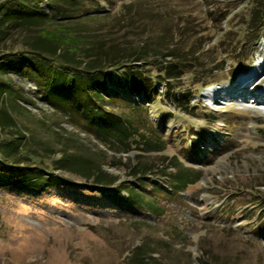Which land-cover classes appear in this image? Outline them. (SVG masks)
<instances>
[{
	"label": "rangeland",
	"instance_id": "1",
	"mask_svg": "<svg viewBox=\"0 0 264 264\" xmlns=\"http://www.w3.org/2000/svg\"><path fill=\"white\" fill-rule=\"evenodd\" d=\"M250 1L22 0L20 11L21 1L0 0L7 14L30 15L32 3L47 14L29 22L12 16L15 22L0 33V144L12 146L13 138L24 135L23 150L28 144L38 151L19 158L20 165L37 167L19 179L26 181L0 184V264H134L135 249L143 245L152 255L147 264H264V232L257 230L263 218L255 216L264 202V94L240 96L264 83V31L254 47ZM58 10L62 16L50 17ZM57 25L72 36L59 50L66 62H131L146 50V61L158 60L157 67L147 64V69L172 83L162 99L145 106L166 143L162 153L176 154L203 174L178 191L168 184L160 190L153 183L159 178L151 175L144 190L162 206L160 214L121 207L108 199L106 189L86 188L83 178L51 165L45 147L58 155L68 151L93 157L126 178L123 167L107 164L119 155L60 109L73 101V94L56 90L59 78L40 80L33 66L52 55L50 40L39 38L44 33L38 29ZM261 62L262 82L234 87L241 81L238 76ZM163 66H173L176 75L186 72L168 78L158 69ZM207 83L210 89H224L207 99L200 92ZM158 86L165 91L161 82ZM50 92H59L62 100L56 102ZM185 93L189 103L182 98ZM69 109L76 114L74 107ZM116 110L127 111L123 106ZM190 141L202 154L187 149ZM152 158L156 154L146 160ZM7 161L15 164L13 156ZM7 170L0 181L10 180L12 170L20 172ZM49 173L71 184L40 179Z\"/></svg>",
	"mask_w": 264,
	"mask_h": 264
},
{
	"label": "trees",
	"instance_id": "2",
	"mask_svg": "<svg viewBox=\"0 0 264 264\" xmlns=\"http://www.w3.org/2000/svg\"><path fill=\"white\" fill-rule=\"evenodd\" d=\"M19 1L21 2L18 10L22 11L25 6L22 0ZM249 4L252 7L249 23L252 25L251 28L255 29L252 45L255 47L259 41V37L262 35L261 33L264 31V0H251ZM6 7L3 6V3L0 4V33L2 35L4 34L2 32H5L3 27L15 22L12 20V16L14 18H25L24 22L47 17L44 9L38 7L36 3L31 4L30 8L33 9V12L30 15H23L18 10L13 12L15 14H11L12 12H8L7 14ZM60 16L62 14L59 15L58 10V12H54L50 17L58 18ZM54 30H58L59 32H53ZM38 32L44 33V36H40L39 38L44 40L49 39L52 44L48 51L52 55L46 54L45 61L37 62V64L33 65L35 70H38L42 76L40 80H46L48 77L52 80L56 78L60 79V83H56L59 84L56 90H59V92L66 90L73 94V101L59 105L60 109L71 113L79 127L83 126L86 132L103 143L115 156L119 155L117 159H112L107 164L109 166L123 167L126 170V178L120 179L118 174L108 171L104 163L93 157L68 151H61L60 155H58L57 153L55 154L54 149L45 147L44 151L47 157L51 159L53 168L70 172L83 178L86 181L83 186L86 188L106 189L107 192L104 193L108 199L117 201L121 207L133 211L144 209L156 214H160L162 206L155 205V199L146 197L144 190L145 184L151 175L159 178L158 181H153V183L159 186L157 188L160 190L163 189L165 184H168L174 191L183 190L186 186L200 180L203 174L201 168L184 165L176 154L169 155L162 153L165 150L166 143L159 132L161 130H158L154 125L145 106L146 102H152L157 97L162 99L164 94L169 93L172 84L168 83V80H165L162 74H153L147 69V64H153L157 67L158 60L146 61L147 51L140 50L131 62L114 60L112 63L106 65L101 64L99 60L66 62L60 57L63 54H60L59 50H61L60 46L70 44L72 36L68 34L66 36L65 28L62 25L42 27L38 29ZM70 48L73 51L78 50L76 46ZM167 55H171V53L163 54L162 56L165 57ZM17 58H19L18 60L21 63L28 64L27 59V61H24L20 57ZM180 64L183 65L184 62ZM166 68V66L158 67L159 71L166 73L168 78L180 76L186 72V70H181L176 75L173 66H170L168 70ZM159 82L162 83V86L164 85L165 91H162V88L158 86ZM59 92H50L56 102H60L63 98ZM189 95V93L182 95V98L187 99V103H189ZM176 98L180 100L179 93ZM56 104L58 105V103ZM117 106H123L127 111L124 113L119 112L116 110ZM69 107H74L76 114ZM162 118H164L163 114L161 115ZM2 119L6 121L11 120L8 116ZM161 119L159 118V122H163ZM190 130L193 131L194 129ZM23 136L13 138L11 142L14 145L12 146L9 144L5 145L3 142L0 144L3 156L2 160H0V175L8 171V168L15 169L17 167L20 171L19 173H13L12 170L8 175L10 180H1V185L26 181L27 179H19L37 170V167L20 165L19 158L21 155H38V151L31 148L28 144L25 145L23 150V145L20 144V139ZM35 142L37 144L40 143L37 140ZM192 142L190 141L187 149L193 151L196 155L202 154L201 150L197 147L198 144L195 145ZM21 151L22 154H20ZM131 152H134V154ZM123 154H126V160L124 161L122 160ZM153 154H156L157 159L146 160L147 157H151ZM12 156L15 161L13 163L15 164L8 165L7 158ZM44 176L40 175L39 177L42 180L44 179L45 182L71 184V181L63 179L58 173H49ZM30 179L32 180V178ZM122 191H125V195L122 194ZM263 201L264 198H261V203ZM259 207L260 210L255 216L263 219L260 225L257 226V230L264 232V202ZM151 257L152 255L146 245L136 247L133 263L147 264L146 262Z\"/></svg>",
	"mask_w": 264,
	"mask_h": 264
},
{
	"label": "bare ground",
	"instance_id": "3",
	"mask_svg": "<svg viewBox=\"0 0 264 264\" xmlns=\"http://www.w3.org/2000/svg\"><path fill=\"white\" fill-rule=\"evenodd\" d=\"M252 73V72H251ZM245 79L244 80H242V81H239V83H242V82H244V81H247L248 79H246L247 77H244ZM253 78V75L252 76H250V78L249 79H252ZM238 83V82H237ZM258 93V92H257ZM259 95H260V92L258 93Z\"/></svg>",
	"mask_w": 264,
	"mask_h": 264
}]
</instances>
